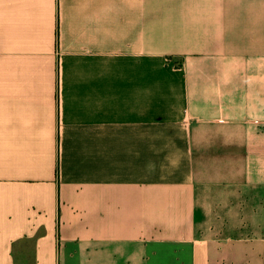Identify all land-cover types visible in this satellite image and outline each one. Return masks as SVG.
<instances>
[{
	"label": "crops",
	"instance_id": "1",
	"mask_svg": "<svg viewBox=\"0 0 264 264\" xmlns=\"http://www.w3.org/2000/svg\"><path fill=\"white\" fill-rule=\"evenodd\" d=\"M0 264H264V0H0Z\"/></svg>",
	"mask_w": 264,
	"mask_h": 264
}]
</instances>
